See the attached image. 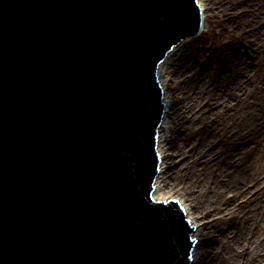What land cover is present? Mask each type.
I'll return each mask as SVG.
<instances>
[{"label": "water", "instance_id": "1", "mask_svg": "<svg viewBox=\"0 0 264 264\" xmlns=\"http://www.w3.org/2000/svg\"><path fill=\"white\" fill-rule=\"evenodd\" d=\"M201 26L198 0H0V264L190 262L152 197L157 70Z\"/></svg>", "mask_w": 264, "mask_h": 264}, {"label": "bare ground", "instance_id": "2", "mask_svg": "<svg viewBox=\"0 0 264 264\" xmlns=\"http://www.w3.org/2000/svg\"><path fill=\"white\" fill-rule=\"evenodd\" d=\"M237 1L229 31L245 34L215 51L182 85L177 86V75L194 54L195 40L173 47L157 71L159 83L161 73L164 77L156 142L164 166L159 167V186L152 197L166 201L176 195L185 203L196 237L190 264H264V166L251 163L253 146L264 132V94L256 90L249 98L244 92L245 82H252L249 59L262 52L251 43L257 38L264 44L263 26L248 27L264 20V0ZM181 88L182 97L177 93ZM179 105L186 123L177 118ZM187 150L202 155L178 179L175 157Z\"/></svg>", "mask_w": 264, "mask_h": 264}, {"label": "rangeland", "instance_id": "3", "mask_svg": "<svg viewBox=\"0 0 264 264\" xmlns=\"http://www.w3.org/2000/svg\"><path fill=\"white\" fill-rule=\"evenodd\" d=\"M200 4L202 5L203 9L206 8L204 28L200 31L198 35L193 36V38L189 40V41L195 40L198 43L197 46L193 47L192 53L194 54H192V56L188 58L189 61L187 62L188 63L187 67L184 69V71L179 72L177 75V79H176L177 86L182 85L183 80L187 76L192 75L196 71H199L203 63L207 60V58L213 55L215 51L221 50L223 47L229 45L233 40L238 39L240 36L245 34V32L244 33L242 32L243 34L237 33L236 36H234L235 35L234 32L229 31L230 30L229 22L231 18L235 15L236 7L239 5V2L237 0H200ZM254 22L255 24L253 23L249 24L250 26L248 27V29H256L258 26H263L262 30L264 29L263 19L260 20V23H256V20ZM255 39L257 40V43L256 44L251 43V46L262 50V52L257 53L258 55L257 58L256 56L252 55L249 59L251 61L249 72L251 74L252 82H248V81L245 82L246 88L244 90V92L247 93V96L249 98L252 96L254 92H256V90H259L260 93L264 94V44L261 43L257 38ZM159 79H160V83H162L163 82L162 80L164 79L163 73H161ZM183 92L184 89L182 88L179 89V91H177L178 94L180 93L179 96L181 97L183 96ZM263 105H264V101H263ZM180 116L183 118V122L186 123L187 118L186 117L184 118L185 113L181 105H179L177 108V118ZM176 129L175 131L179 130ZM156 147H157L156 152L159 161L158 166L162 167L164 166L163 165L164 159L162 157V154L160 153L159 146ZM253 148H255V150L253 152V159H251L252 165L255 167H257V165L264 166V132L260 134L258 143L256 144V146L254 145ZM188 154H189L188 150L176 154L175 160L177 162V165H179V170L176 171L175 177L178 179L181 178V172L185 171V168H188V166L191 167L194 164H196L198 161L197 162L194 161L199 160L200 159L199 157L202 155L199 154L198 151H195L194 153L189 155ZM156 181L157 182L154 185L155 194H157V188L159 186L158 185L159 178L156 179ZM194 190H197V188H195ZM163 195L166 196L167 194L165 193ZM173 198H175V201L178 202L180 208L183 210L184 222H185L186 230L188 232V239L189 241L193 240L195 242L196 239L194 235L195 225L192 223L190 217L187 215L186 205L179 196L175 195ZM248 198L249 196L247 197V199ZM240 204L245 205L244 202H240ZM242 214L237 213L238 218H241ZM208 245H211L212 249L215 248V246L211 242ZM192 252H193V247H191L190 255ZM190 255L189 257L191 258ZM188 264H190V262Z\"/></svg>", "mask_w": 264, "mask_h": 264}, {"label": "clouds", "instance_id": "4", "mask_svg": "<svg viewBox=\"0 0 264 264\" xmlns=\"http://www.w3.org/2000/svg\"><path fill=\"white\" fill-rule=\"evenodd\" d=\"M10 63H11L13 66H19L20 61H19V59L16 58V59L11 60ZM6 147H7V145H2V144H0V151L5 150Z\"/></svg>", "mask_w": 264, "mask_h": 264}]
</instances>
